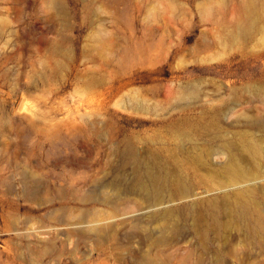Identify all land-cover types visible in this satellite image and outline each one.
I'll use <instances>...</instances> for the list:
<instances>
[{
  "label": "rangeland",
  "instance_id": "1",
  "mask_svg": "<svg viewBox=\"0 0 264 264\" xmlns=\"http://www.w3.org/2000/svg\"><path fill=\"white\" fill-rule=\"evenodd\" d=\"M245 1L0 0V264H264V0L238 38ZM164 152L195 185L160 191L189 207L166 230L133 190Z\"/></svg>",
  "mask_w": 264,
  "mask_h": 264
},
{
  "label": "bare ground",
  "instance_id": "2",
  "mask_svg": "<svg viewBox=\"0 0 264 264\" xmlns=\"http://www.w3.org/2000/svg\"><path fill=\"white\" fill-rule=\"evenodd\" d=\"M244 13H245V18L239 23L237 32L235 33L236 37L238 38L247 36L255 28L258 20L261 18L262 12L260 8V0H246L244 3ZM248 152L250 156H253L257 159L258 156L260 155V150L258 148V145L253 142L249 143ZM160 156L163 158L162 166L159 168V172H160L159 174H161V176L159 175L158 177L157 176L155 177V175H153V173L149 170L146 169H144L143 171L140 170L136 173L133 190L140 192L141 194H144L147 197L148 200L146 201L145 204L142 203L141 206L144 207L143 209H146L148 213H151L152 218L156 222L161 223V227L163 230H166L168 228H172V226L173 227L177 226V223L179 222L178 221L179 218L177 214L180 211H183V209L188 211L189 207L188 206L186 208L174 207V206L162 207L164 201L158 199V195L160 191L166 189L168 191L169 200H177L180 198H184L185 196H190L194 191L195 185L191 186L193 183H190L189 187L184 189L183 181L181 179L172 180L171 177L173 173L169 172L168 169L171 162L173 164H175V162L171 160V158L166 154V152L161 153ZM228 160L230 163L233 164L230 157ZM231 170L236 175L234 180L239 183L240 180L243 178V175H241L239 171H237L236 167H233ZM189 180L195 182L194 179L191 177H189ZM158 184L160 185L159 187ZM108 185L109 183L108 184L105 183V186L103 185V190L109 188ZM118 197L116 199L114 197L112 199H107V200L105 198V201L104 200L103 201L108 204H115V203H119L120 202L119 200L124 199L123 196H120L119 198ZM91 216L92 219L89 221L87 226L85 224V228H87V231H89L90 233L99 234L105 231L109 227V224L103 225L102 222L98 221L99 215L97 214V212H93ZM252 218L255 227L257 229L264 228V211L262 210V208L261 209L257 208L253 213ZM80 220L81 219H78L74 224H79V223L84 224V222ZM136 225L138 226L140 224L136 222ZM163 242L165 243L167 241H163Z\"/></svg>",
  "mask_w": 264,
  "mask_h": 264
}]
</instances>
